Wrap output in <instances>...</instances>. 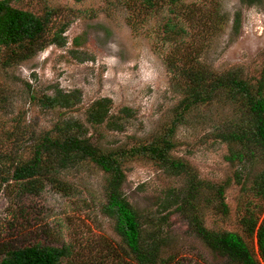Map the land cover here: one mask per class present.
<instances>
[{
    "label": "rangeland",
    "instance_id": "374dc122",
    "mask_svg": "<svg viewBox=\"0 0 264 264\" xmlns=\"http://www.w3.org/2000/svg\"><path fill=\"white\" fill-rule=\"evenodd\" d=\"M152 1L11 0L37 15L55 10L48 39L64 27V43L48 42L26 58L0 45V258L5 246L39 244L66 246V264H138L116 216L105 212L111 177L90 158L46 172L35 191L13 177L15 163L30 160L58 122H77L103 149L147 144L167 132L184 96L176 69L191 61L212 74L233 71L254 90L263 82L264 95V0ZM169 17L177 22L173 36ZM60 94L74 103L49 107L46 97ZM96 102L107 110L100 123L88 115ZM244 110L224 95L188 109L173 133L171 153L187 164L179 174L145 156L125 157L120 196L140 211L146 232L162 238V264H229L197 234L196 218L213 231L238 232L260 257L245 216L264 205L249 190L264 159L255 151L230 160L240 144L219 137ZM192 182L190 204L171 202L170 194H184Z\"/></svg>",
    "mask_w": 264,
    "mask_h": 264
},
{
    "label": "trees",
    "instance_id": "16d2710c",
    "mask_svg": "<svg viewBox=\"0 0 264 264\" xmlns=\"http://www.w3.org/2000/svg\"><path fill=\"white\" fill-rule=\"evenodd\" d=\"M145 1L150 5L153 3L152 0ZM246 1L253 3L257 0ZM54 13L55 10L48 9L44 14L37 15L13 6L11 0H0V45H14L18 49L12 50L13 55L26 58L36 47L43 48L48 42L56 41L63 44L64 38L61 33L64 27L55 34V37L48 39ZM165 27L170 36H173L177 22L169 17ZM177 69L175 73L181 72L184 77V96L176 108V114L169 123L167 132L159 138L147 144L131 146L130 149H103L92 142L90 137H86L77 122L70 119L62 120L56 125V134L48 132L39 137L30 160H20L13 168V177L25 181L26 185L36 187L33 188L35 191L38 189L37 186L43 185L41 176L46 172L66 169L86 158L98 164L111 177L105 212L116 216L117 229L138 264H162L158 260L162 238L157 232H146L143 228L145 221L140 211L120 196L119 186L124 179L122 164L125 157H128L127 154L132 157L145 156L153 159L168 172L179 174L184 171L186 162L175 158L171 153L175 146L173 133L178 123L185 118L188 109L197 104L212 103L216 98L224 95L234 102L240 99L246 108L242 120H237L234 126L232 123L227 124L224 132L219 134L220 138L229 143L240 144V150L231 148L227 158L235 160L239 157L244 161L248 153L253 157L257 151L264 159L263 82L257 90H254L255 86L233 71L212 74L211 70H207L202 63L196 61L187 62L181 70ZM46 98L49 107L54 105L67 107L74 103L75 99L70 94ZM97 105L99 102L91 106L88 114L89 120L94 123H100L107 113V110L103 112L100 105L97 110ZM187 187L188 190L184 194L176 192L170 194V198L173 199L171 202L177 203L182 199L183 203L190 204L196 196V184L192 182ZM249 190L253 191L254 195L264 198V170L256 176ZM223 192L222 186L219 194L223 195ZM222 206L227 210L225 202H222ZM246 211L245 227L249 235L256 234L260 257L257 256L254 247H251L238 232L213 231L197 218L194 223L196 232L215 252L225 256L229 264H264V216L259 223L260 216L264 213V205L258 210L249 207ZM2 254L0 264H66L64 258L70 254V251L66 246L34 244L16 248L5 246Z\"/></svg>",
    "mask_w": 264,
    "mask_h": 264
}]
</instances>
